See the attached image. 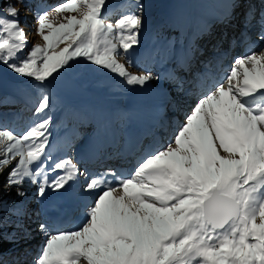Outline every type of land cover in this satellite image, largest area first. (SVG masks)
<instances>
[{"label": "snow or ice", "instance_id": "6c2138e0", "mask_svg": "<svg viewBox=\"0 0 264 264\" xmlns=\"http://www.w3.org/2000/svg\"><path fill=\"white\" fill-rule=\"evenodd\" d=\"M105 3L66 0L39 14L37 34L45 44L26 55L19 10L7 4L0 9V64L41 83L80 58L129 85L159 79L134 75L119 62L121 50L139 44L142 18L128 14L113 26L102 14ZM65 12L80 14L55 23L52 17ZM259 38L264 41V30ZM49 107L43 95L36 112ZM49 125L44 119L21 135L0 128V172L19 158L7 185L30 181L42 198L49 190L95 198L80 228L46 232L36 264H264V50L237 58L225 80L198 99L173 141L130 177L112 169L91 175L67 159L49 168ZM51 173L57 174L50 180ZM80 177L85 183L76 191Z\"/></svg>", "mask_w": 264, "mask_h": 264}, {"label": "rangeland", "instance_id": "374dc122", "mask_svg": "<svg viewBox=\"0 0 264 264\" xmlns=\"http://www.w3.org/2000/svg\"><path fill=\"white\" fill-rule=\"evenodd\" d=\"M220 1L222 2V0ZM223 1L224 4H218L214 0H182L179 4L178 0H106L102 14L106 13V23H110L113 26H115L117 21L125 15L137 14L141 16L142 27L138 36L139 44L134 45L127 54H124L121 50V54L118 56L119 62L124 64L127 68V71L134 75L151 73L153 76L159 77V75H157L159 68L157 66L158 64L156 63H158V59H161L162 57V48L169 46V57L174 56L172 51L175 50V46L177 44L185 43V40H187V37L192 30V25L195 23V31H198L199 35L201 32L199 38L206 37L203 42H198L195 45V48L198 52L195 53L193 64H189L188 67L189 71H193L191 75L194 78H197L202 72L205 73V70L202 71V69L208 68L209 71L212 70L211 68H213V65L212 67L210 65L207 66L206 60H213L214 56H217V58L220 59V63L223 65H229V62H231V59H228V57L230 58V55H227L230 46L228 43H226L224 47V43H221L224 41L222 37L224 30L222 31L221 29L224 26V29L227 28L225 29L226 31H232L233 28L244 31L247 27V23L244 25L245 21L242 20V17L241 19L237 20L236 15L258 16L257 18H253L251 23H248V26L251 28L253 25H255L253 26L254 29L257 27L256 31L251 35V41H253L256 46L260 44L258 53L261 50H264V41L260 42L259 38L260 32L264 30V24L258 26V23L260 24V21H263V17L261 18L259 16L264 14V0L256 1L257 4L255 8L259 10V13H261L260 15H258L254 8V0H252V2H247L248 0ZM64 2H66V0H24V3H17V0H0V9H3L7 4H13L19 10L21 27L27 33V47L24 49V55H26L31 50L33 45L45 44L43 38L37 34L39 14L43 13L44 11H51L55 6ZM119 5L122 6H120V10H117L116 7ZM141 5L142 8L140 7ZM178 5H182L181 10L179 14L174 13L173 15V10H176ZM229 6L233 8V11L230 12V14L235 17L234 21H236V26L234 27V21H231V19H229V25L226 24L227 20L223 21L220 26L214 25V22L219 21L221 12H226V8ZM79 14V12H65L54 15L52 19L55 21V23H60L63 22L64 16H79ZM207 20L210 24H205ZM208 25L211 26V29L209 33L205 35ZM209 38L216 40V45L213 43L214 49L210 48L205 55H201L204 48L208 46ZM179 40L180 42L176 43ZM217 40H219V42H217ZM243 41H245V39ZM217 43L222 44L220 48L217 46ZM254 43H252V46ZM64 46L65 44H60L59 48H63ZM59 48L56 50L58 51ZM144 48L158 50L157 54L159 55L156 53L155 55L153 54L152 60L139 59L140 53ZM195 48L193 49L195 50ZM217 49L218 51H216ZM253 49L256 52L258 47L254 48L253 46ZM231 50L233 51L231 56L234 54L239 57L241 49L238 46L232 48ZM176 54L178 53L175 52V58L177 57ZM156 55L158 58L157 60L155 58ZM185 55L184 57L187 59V56ZM198 57L199 59H203V62L201 60L202 63L198 65L199 68H195L194 65L198 61ZM177 66L179 67V71L182 70L179 64H177ZM179 71L175 73L174 79L177 81L178 85H181V82L176 79V74ZM187 76L188 74L186 75V78ZM158 80L159 79L150 80L145 85H129L125 78L119 76L118 74L96 66L84 60L83 58H80L72 63V66L68 71L61 70L60 74L56 75L54 80L50 78L49 81L41 83L36 81L34 78L17 74L6 65L0 64V128L9 129L12 131L18 129L25 130L26 127L31 123L35 124L44 119H50V125L48 126V131L46 133L48 136L46 152L51 157V160L48 161L49 168L53 162L67 159L71 160V162L81 170H87V172L91 175L106 172L109 169H115L117 166H121L118 163L121 161L118 159L120 155L124 151V155H127L129 151L128 147L134 149L136 146L133 147V145H136L137 142L139 143L138 140H140V138L147 137L149 135L150 131L140 135L141 137L136 135L134 139H138H135V141L131 139L129 141V145L127 144V138L130 136L129 129L132 128V119L138 118L140 116L135 102L140 99L139 94L142 93V88H151L153 90L157 89L159 83ZM193 89L196 90V88L193 87L192 90H190L191 97L192 99L196 100H192V103L196 102L199 96H203L207 93V91H204V89L198 92H194ZM43 95L49 96L50 107L44 112L37 113L36 107ZM182 96L180 93L173 92L171 94V98L169 99V104L165 106L163 111L164 117L167 118V126L169 125L171 130L173 128L175 133H177L176 129L178 130L181 125H183L179 123L180 119L185 118L180 116L178 119L176 116L177 120L175 121L168 118L173 111V106H177L182 100H184V97ZM195 104L196 103L192 105L194 106ZM109 107H111L113 110L117 109V111L112 113L107 110L109 116H111L113 119H104L102 122H100V118L102 117L101 114L97 116V112H101L102 108L109 109ZM95 109L97 110L95 111ZM92 115H94L93 119ZM172 115L174 116V113ZM137 123L139 125L141 124V122ZM153 129H156V137L151 135L146 138L145 141H140V149L134 155H132L131 158H126L128 161H130V164L129 162L126 163V165L129 164L126 169L135 168L134 170H136L139 164L143 162L144 159L148 157V155H150H147V147L149 144L152 143L151 145L153 147L154 144L160 142L158 141V136L163 140L165 139L166 133L164 132L163 128V133L160 129V126H156ZM63 138L69 140L67 148H64L66 141L63 140V142L60 143L61 139ZM113 140H115L116 143L112 142ZM90 142H93L96 148H98L95 157L93 158L94 161H88L86 154L81 155L82 151L85 150L87 144ZM113 143L115 145L111 146ZM93 144L90 143L89 147H92ZM164 146L165 145H160V148L157 149L155 153L159 150H162ZM113 151L117 155L114 161L109 162L107 160L102 165H98L96 163L98 160H104L105 156ZM87 153L89 154L88 157L94 156L92 153ZM123 160L125 161V159H122V161ZM56 174L57 173H51L49 175V179L51 180ZM78 181H80L78 184L80 188V186L83 185L85 181L83 177H80ZM37 191L38 187L34 191V197L32 199L26 200V202L21 205L18 214H16V219L18 222L17 224L20 226V228L17 231V236L15 237V241L13 243L15 245V249L10 252L0 253V264H26V261L33 263V254L36 256L34 262L36 264L40 250L45 244V242L41 244V242L38 241L39 239L37 237V233L39 227L41 224H43V222L45 223L48 222V220L52 221L56 219V217L53 216L49 219L50 210L58 211L61 214L59 223L58 221H55L49 222L48 224L51 225V228L55 229L54 231H57V233L77 230L85 222V215H83V213H86V208L84 211H82V213L81 211L77 210L78 207L69 212L59 210V207L62 206V204H59V196L62 192H54L49 190V192L46 193V196L42 198L37 195ZM92 194L93 193H91V195ZM91 195L86 194V197L91 198ZM48 196H50L49 199H47ZM94 198L95 197L93 196V198L90 199V204ZM52 200H54V202L56 201L54 206L51 205ZM12 205L14 204L11 203L6 207L10 208ZM6 211L5 207L0 208V228L6 227L8 223L5 220L9 216V214L7 215ZM82 215L84 218L80 223H78L77 218L81 217ZM68 216H71L70 222H61L68 218ZM79 219L81 218H78V221ZM65 223H69L68 225L71 226L64 228ZM76 224L79 227L75 229L73 227ZM53 225L57 227H54ZM36 241L39 244H37Z\"/></svg>", "mask_w": 264, "mask_h": 264}, {"label": "bare ground", "instance_id": "6f19581e", "mask_svg": "<svg viewBox=\"0 0 264 264\" xmlns=\"http://www.w3.org/2000/svg\"><path fill=\"white\" fill-rule=\"evenodd\" d=\"M181 1L182 0H178V3L180 4ZM214 1L217 2L218 4H220V3L224 4L223 0H222V2L220 0H214ZM256 1L257 0L253 1L254 8H255V6L257 4ZM247 2H252V0H248ZM212 3H213V1H212ZM120 6H122V5H119L118 6L119 8L116 7L117 10L118 9L120 10ZM240 6H239V8H240ZM181 7H182V5H178L176 7V10H173L172 14L173 15H174V13L175 14H179V12L181 10ZM226 10H227L226 12H221V17H220L219 21L214 22V25L220 26L221 23L223 21H225V20H227L226 24H228L229 23V19H231V21H234L235 17H233L230 14V12L233 11V8L231 6H229V7L226 8ZM255 10L257 11L258 15L261 14V13H259V10H257V8H255ZM236 16H237L236 17L237 20L241 19V17L243 18L242 20L245 21L244 25L247 23V27L245 26L246 28H245L244 32L242 30H240V29H237V28L236 29L233 28L232 31H229V30L226 31L225 29H227V28L224 29L223 28L224 26L221 29L222 31L224 30L223 31V36H222L224 41L221 42V43L222 44L224 43V47H225L226 43H228V45L230 46V49L228 50V54L227 55H230V58L228 57V59H231L230 60L231 62H229V65H227V64L223 65V64L220 63V59L217 58V56H214L213 60H211V59L206 60L207 61V66L210 65L212 67V65H213V68H211L212 70L209 71L208 68L207 69L206 68L202 69V71L205 70L204 71L205 73L202 72L199 75V77H197V78H194L191 75V73L193 71H189L188 67H189V64H191V65L193 64V60L195 59V57H194L195 53L198 52L197 49L195 48V45L198 42L199 43L203 42L206 37L199 38V36L201 35V32H200V35H199L198 31H195L196 30L195 29V23L192 25L193 26L192 30L190 31V33H189V35L187 37V40H185V43L184 44H177L175 46V50H173V51L171 50L172 53L174 54V56L169 57V55H170L169 46H166V47L162 48L163 51L161 52L162 53L161 54L162 55L161 59L157 58V55H159V54H157L158 50L151 49V48H144L141 51L139 59H143V60H152L153 54L154 55H155V53L157 54L155 56V58H156V60L158 59V61H157L158 63H156V62L155 63L158 64L157 66L159 68L158 73H157V75H159V80H158L159 83H158V86H157L158 88L155 89V90H153L151 88H147V89H143L142 88V90H141L142 93L139 94V98L140 99L135 102V105H137V110H138L140 116L138 118H133L132 119V128L129 129L130 130L129 131V135L130 136L127 138V144L128 145H129V141L131 139L133 141H135V139H138V138L134 139V137L136 135L141 137L140 135H142V134H144V133H146L148 131H150L149 135L147 137L140 138V140H138L139 143H140L141 140L145 141V139L148 138L151 135H154V137H156V135H157V134H155V130L156 129H153V128H155L156 126L157 127L160 126V129H161L162 133H163V130L166 133L165 139L163 140V139L159 138V136H158V141H160V142H158L157 144H154L153 147L151 145L152 143L149 144V146L147 147V155L148 154L151 155L152 152L154 154L155 151L160 148V145H165L162 148V150L165 149L169 145V143H171L173 141L172 140L173 136H175V134H176L174 132L173 128H172V130H173L172 131L171 128H169V125L167 126V123H166L167 122V118L164 117V115H163V111H164L165 106H167L169 104V102H170L169 99L171 98V94L173 92L180 93L181 96L183 95L182 97H184V100H182L180 102V104H178L179 106L178 105L177 106H173V111H172V113H171V115H170V117L168 119H172V120L175 121V120H177L176 116L178 117V119L180 118V116L186 118V116L188 114H190L192 108L194 107L192 104L197 103V101H198L197 100L196 102L192 103V100H194V101L196 100V99H192V97H191V91L190 90H192L193 87L196 88V90L193 89L194 92L201 91L202 89H204V91L208 92L209 89L213 88L217 83L223 82L225 80V78L230 73L231 68L235 65V61H236L237 58L242 57V56H246L248 54H251L252 52H255L254 49H253V46H254V48L258 47V50L256 51V53L259 54L258 51H259L260 44L256 46L255 43L253 41H251V35L253 34V32L256 31L257 27L254 29L253 26H255V25H253L251 28H249V26H248V23H251L252 19L255 18V17L257 18L258 16H252V15H236ZM259 17H261V18L263 17V21L262 22L258 19L260 21V24L258 23V26H261V25L264 24V14L260 15ZM205 24H210V23L207 20L205 22ZM235 26H236V21H234V27ZM210 29H211V26L208 25V27L206 28L207 31H205V35H207L209 33ZM252 29H254V30H252ZM189 30H190V28H189ZM225 36H227V37H225ZM244 39H245V41H243ZM219 40H220V38H219ZM219 40H217V42H219ZM179 42H180V40L177 41L176 43H179ZM208 42H209L208 46H206L204 48L203 53L201 55H205L209 51L210 48L214 49L213 43L215 44L216 40H213V39L209 38ZM260 42H262V41L260 40ZM252 43H254L253 46H252ZM217 44H218L217 46H219V48L222 45L220 43H217ZM236 46H238L241 49V53H240L239 57H237L234 54H232V56H231V53L233 52L231 49L236 47ZM245 47H246V50H245ZM193 48H195V50ZM216 51H218V49ZM175 52L178 53V54H176V56H177L176 58H175ZM182 52H183V54H182ZM158 53H160V52H158ZM184 55L187 56V59H186V57H184ZM201 60L203 62V59H199V57H198V61L194 65L195 68H199L198 65L202 63ZM224 63H225V61H224ZM177 64H179V66L182 68V70L179 71V69H178L179 67L177 66ZM207 66H205V67H207ZM214 70H215L216 73L218 72L217 73L218 77H217V74L214 72ZM177 71H179V72L176 74V79L181 82V85H178L177 81L174 79L175 78V73ZM171 74H173V75H171ZM187 74H188V76L186 78ZM215 77H217V78L214 79ZM240 79H241V83H242V70H240ZM187 80H188V82H187ZM200 97H202V96H199L197 99H199ZM96 108H98V107H96ZM87 110H89V109H87ZM96 110L97 109H95V111ZM107 110H109V112H111V113L117 111V109L113 110L111 107H109V109L102 108L101 112H99V113L97 112V114H98L97 116H99V114H101V117H102V118L99 117L100 118V122H102L104 119H108V120L113 119L111 116H109V113H108ZM175 111H177V112H175ZM173 113H174V116L172 115ZM93 116L94 115H92V119H93ZM103 116H106V117H103ZM130 119H131V116H130ZM137 122H141V124L139 125ZM184 122H185V119H180L179 123L183 124ZM179 123H178V125H179ZM163 124H165V125H163ZM32 125H33V123L28 125L25 130L24 129H18V130H15L13 132H14V134L21 135L26 130H28ZM162 128H163V130H162ZM177 128H178V126H177ZM178 130L176 129V131H178ZM158 134H159V132H158ZM63 140L66 141V143L64 144V148H67V146H68L67 144L69 143V140L66 139V138H63V139H61V142L60 141L59 142L62 143ZM112 142L116 143L115 140H113ZM90 143L93 144V142H90ZM114 143L111 146L115 145ZM139 143L137 142L136 145H133V147L136 146L134 149H131L130 147H128L129 148L128 154L124 155V153H125V151H124L120 155V157L118 158V159L121 160L120 162L123 163L121 165L122 167H120L119 169L116 170L119 174H122L125 177H130L135 172V170H134L135 168L134 169L132 168L134 171L131 168L126 169V167H128V166H126L125 162H129L128 159L140 149L139 148ZM89 144H87L85 150L82 151L81 155H85L86 154V156H87L86 158L88 159V161H94L93 158L95 157V154H96V151L98 150V148H96V146L94 144H93L92 147L91 146L89 147ZM87 152L92 153L94 156L93 157H88L89 154ZM150 155H148V156H150ZM115 157H117V155L113 151V152L109 153L107 156H105L104 160H98L96 163L98 165H102L107 160L109 162H112V161L115 160ZM126 158H128V159H126ZM18 159L19 158L17 157L15 160L12 161V163L10 165L6 166L3 169V171L0 172V208L5 207V211L8 210V211H6L7 215L9 214V216L5 219L8 222L6 227L0 228V253L10 252V251H13L15 249V245L13 243L15 241V237L17 236V231L20 228V226L17 224L18 222H17V219H16L17 218L16 214H18V212L20 211L21 205H23V203H25L26 200L32 199L34 197V191L38 187V184H33L30 181H25V183L22 186H20L19 188H17V187H9L7 185L8 173L13 167L16 166ZM122 159H125V161L124 160L122 161ZM79 183H80V181H78L77 183L74 184V190H76V191L79 190V185H78ZM18 191H22L24 193V195L23 196H18L17 195ZM93 196L95 197V193H93L90 197L93 198ZM49 197L50 196H48L47 199H49ZM59 197H60V199H59L60 203L59 204H62V206L60 205L61 207H59L60 211L69 212V211H71L73 209H76L78 207L77 210L79 209V211H81V213H82V211L85 210L86 204H88L90 202V199H91V198H88V197L85 196L84 200H80V199L75 200L73 198L68 197L65 194H62V193H61V195ZM56 199H58V198H56ZM55 202H54V200H52L51 205L54 206ZM11 203L14 204V205H12L13 207L12 206L10 208L6 207V206L10 205ZM51 205H50V207H51ZM49 213H50L49 214V219L52 216L56 217V219L52 220V221L48 220V222H45V223L43 222V224L44 225H48L49 222H55V221H58V223H59V221L61 219V214L58 211H51V210L49 211ZM83 215L86 216V213L84 212ZM79 218H81V219H79L78 223L81 222V220L84 218V216L79 217ZM70 219H71V216H68V218L64 219L61 222H64V221H69L70 222ZM68 224L69 223H65L64 224V228H66L67 226H71V225H68ZM54 227H57V226H54ZM77 227H79V226L76 224L73 228L76 229ZM45 228H46V231L42 230L39 227V230H38V233H37V237L39 239L38 241H40L41 244H43V242H45V240H47V238H48V236L46 235V232L49 233V234L57 233V231H54L55 229L51 228V225L45 226ZM37 244H39V243L37 242ZM33 256H34L33 263H30V262L26 261L27 262L26 264H35L34 262H35L36 256L34 254H33Z\"/></svg>", "mask_w": 264, "mask_h": 264}]
</instances>
